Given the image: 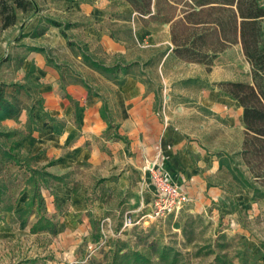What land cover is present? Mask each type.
<instances>
[{
    "label": "rangeland",
    "instance_id": "1",
    "mask_svg": "<svg viewBox=\"0 0 264 264\" xmlns=\"http://www.w3.org/2000/svg\"><path fill=\"white\" fill-rule=\"evenodd\" d=\"M123 4L122 0H113L108 11L97 14L98 20L84 14L74 15L76 9H67L68 19H56L63 23L78 19L74 22L76 24L71 23L68 34L81 47L87 45L89 52L99 60L108 65L122 58L132 63L129 77L140 81L147 86L148 92L154 93L153 108L161 121L165 120L164 108L180 101L177 98L179 89L176 90L174 85L182 78L197 77L205 83L227 78L251 81L250 65L239 44H233L218 54L211 72L198 65L175 64L173 54L164 66H159V59L170 47V28L150 19L139 23L133 21V16L128 22L129 16L124 14L126 7ZM90 28L112 34L125 52L107 50L97 40H90L86 36ZM27 40L29 38L21 35L18 44H11L8 51L0 44V85L5 88L6 97L15 96L21 103L33 105L40 102L34 86L13 80L18 63L28 51ZM47 50L68 78L76 76L77 80H86L94 100L106 102L109 127L94 139H88L82 147L89 152L97 148L107 158L98 169L90 167L87 162L66 163L65 167H60L62 180H51L47 186L42 185V202L37 200L32 212L26 215H22V211L26 204L24 200L27 201L32 191L28 184L30 172L24 164H0V187L4 189L0 202V264H264V197L254 196L257 198L256 211L251 212L239 205L234 211L230 203L222 206V198L215 200L203 193H196V200L191 198L185 187L154 162L157 153H154L153 146L152 150L144 151L142 146L132 143L143 141L137 130L134 131L136 140L131 138L124 142L116 137L122 132L119 127L128 108L121 93L123 89H134V86L118 85L126 78L120 76L114 81L108 74L83 65L82 58H78L68 45L65 49ZM96 93L98 97L94 96ZM195 95L189 92L188 97L193 98L188 99L194 101ZM71 103L75 107L76 104ZM74 125L77 133L81 131L80 120H76ZM0 129L5 130L1 125ZM230 131L229 135L236 141L239 130H236V135L235 130ZM12 141L0 139L8 146ZM114 155L119 156L115 171L122 169L123 160L126 163L130 159V175L126 179L113 174L110 167L114 164ZM233 155L232 166L245 170L240 156ZM147 157L153 160L144 166L145 163L139 161H146ZM31 165L41 167L35 160ZM140 165L146 170L144 179L137 168ZM151 168L180 185L189 199L181 210L166 218L154 217L155 190L150 177ZM226 169L224 167L226 172L223 174L205 179L209 185L223 183L234 192L236 181ZM101 195L103 202L98 201ZM201 201H206V204ZM20 207L22 211H18ZM10 208L12 210H8ZM227 209L235 212L234 224L230 223L231 216L227 218ZM39 216L50 219L55 232L49 228L48 231L33 233L31 228ZM217 257H220L219 261Z\"/></svg>",
    "mask_w": 264,
    "mask_h": 264
},
{
    "label": "crops",
    "instance_id": "2",
    "mask_svg": "<svg viewBox=\"0 0 264 264\" xmlns=\"http://www.w3.org/2000/svg\"><path fill=\"white\" fill-rule=\"evenodd\" d=\"M34 1L37 5L36 11L29 15L21 13L14 26L0 30V36L4 39L0 41V44L7 48V51L11 44H18V38L21 35L29 38L26 41V48L65 49L67 42L58 27L49 25L44 34L38 37L32 36L38 26L45 23L42 19L44 17L68 19L67 11L76 9L74 15L84 14L98 20L96 19L97 14L104 13L105 10L108 11L113 0ZM122 1L124 8L126 7L123 10L124 14L129 16L128 22H130V16H133V21L137 20L139 23H143L134 9L125 0ZM68 2L72 4H68ZM72 17L74 18V16ZM76 20L78 19H73L71 23L76 24L74 23ZM164 25L169 27L168 24ZM86 33L90 40H97L107 50L125 52V48L123 49V46L108 32L92 31L90 28ZM238 44L241 48L240 43ZM173 48L170 36V47L159 59V66H164L170 55L173 54L175 64L198 65L207 68L204 64L186 62L177 58L173 53ZM78 58L81 59L80 56ZM54 63L58 64L57 62ZM211 71L212 67L208 72ZM62 74L65 77V83L62 80ZM129 76L130 74L125 77L124 86H134V89H123L124 91L121 93L122 98L126 99L128 108L126 118L119 127V131H122L120 135L126 137L127 140L131 138L136 140L134 131L137 130L139 137L140 134L142 135L143 141L136 140L132 143L134 145L139 144L144 151L152 150L151 147L153 146L154 153H157L154 162L160 164L175 182H179L178 184L182 185L183 188L185 187V190L194 200H196V193H203L215 200L222 198V206L230 203L234 206V211L237 210V205L243 206L247 210L250 209L249 212L256 211L257 198H254L250 188L236 183L234 192H231L227 185L223 183L222 185H209L208 180L205 179L225 173L222 157L237 154L242 150L245 130L243 107L238 101L224 95L215 85L221 81L242 80L212 79L206 83L197 77H186L178 80L174 87L176 90L179 89L177 94L180 96L178 95L177 98H180V101L173 106H168L167 109L164 108L165 120L161 121L153 108L154 93L148 92L146 85ZM202 76L204 75L202 74ZM13 77L14 82H28V86H34L38 93L37 98L40 100L33 105L22 103L18 117L5 119L0 123L6 131L19 133L14 143H12L13 141L11 143L20 149L21 154L33 157V160L41 167L53 162L52 165L47 166L46 170L61 177V180L63 171L60 167H65L66 163L72 165L76 162H87L91 165L90 167L98 169L107 157L100 154L97 148H92L90 152L87 151L82 147V144L88 139H94L109 127L110 121H106L101 115L103 102L99 103L98 100H94L90 91L77 82L76 76L68 78L62 67L56 68L53 63L48 62L44 54L38 51L29 50L25 52L14 71ZM243 82L252 83V77L251 81ZM207 83L211 86H208ZM189 92L196 94L194 101H191L193 97H188ZM71 101L76 104L75 107ZM76 120H80L81 125V131L78 133L74 125ZM132 120L134 121L132 122ZM237 129L239 130L238 139L233 141L228 132L235 130L236 135ZM150 142H152L151 146L149 145ZM75 147L76 151L73 152ZM113 158L115 161L110 167L113 174L121 179L129 177L130 159H127L126 163L123 160L122 169L115 171L114 165L119 156L114 155ZM151 160H153L152 157H147L146 161L140 159L139 162L145 163L144 166H146L150 164ZM143 167L140 165L137 168L144 179L146 170ZM117 192L120 193L119 190ZM102 197L103 195H101L100 200L98 199L99 202H103ZM28 199L29 197L26 198L27 201ZM27 201L24 200V202ZM201 202L206 204V201ZM19 210L22 211L21 207L18 208ZM227 211L229 214L227 218L229 219L231 216L230 223L234 224L235 212L232 213L228 209Z\"/></svg>",
    "mask_w": 264,
    "mask_h": 264
},
{
    "label": "trees",
    "instance_id": "3",
    "mask_svg": "<svg viewBox=\"0 0 264 264\" xmlns=\"http://www.w3.org/2000/svg\"><path fill=\"white\" fill-rule=\"evenodd\" d=\"M138 14L143 22L147 19L168 24L171 42L174 46V55L186 62L200 63L211 70L213 62L219 53L233 44L240 43L242 52L250 65L252 83L243 81H221L215 85L222 93L236 101L243 107L244 138L242 150L235 154L240 156L245 170L232 166L234 155L222 157V166L232 174V178L243 187L250 188L254 196L264 197V2L263 0H125ZM34 0H0V30L14 26L20 14L29 15L36 11ZM147 17V19H146ZM45 24H40L32 33L38 37L55 26L67 41L68 47L80 56L83 63L96 71L103 72L117 81L120 76L125 78L131 73L132 63L122 60L108 65L89 52L87 45L81 47L68 34L71 23H63L53 17H44ZM27 50L38 51L44 54L49 63L58 69L49 51L44 47H27ZM62 80H65L62 74ZM77 80V79H76ZM91 91L86 80H77ZM65 83V81H64ZM125 79L118 85H123ZM14 85H20L14 83ZM95 96L98 97L96 93ZM22 103L15 96L8 98L5 88L0 85V123L5 119L16 118L20 114ZM107 104L103 101L101 115L106 121ZM109 122V121H108ZM18 132L0 129V139L15 141ZM116 137L127 142L121 135ZM9 146L0 142V164L14 162L21 166L26 165L30 172L28 184L32 191L22 215L32 212V208L39 200L42 202V185H48L51 180L61 181L46 170L47 166L36 168L31 165L33 157L24 156L20 149L13 144ZM4 193L0 187V202ZM8 210H12L11 208ZM21 214V213H20ZM55 232L54 223L45 216H39L32 226L33 233L48 231ZM141 254L138 253V257ZM217 261L220 257L216 258Z\"/></svg>",
    "mask_w": 264,
    "mask_h": 264
},
{
    "label": "built area",
    "instance_id": "4",
    "mask_svg": "<svg viewBox=\"0 0 264 264\" xmlns=\"http://www.w3.org/2000/svg\"><path fill=\"white\" fill-rule=\"evenodd\" d=\"M151 181L155 190L154 217L166 218L181 210L188 198L180 185L174 184L154 168L150 169Z\"/></svg>",
    "mask_w": 264,
    "mask_h": 264
}]
</instances>
